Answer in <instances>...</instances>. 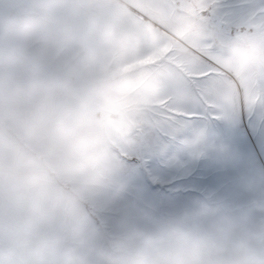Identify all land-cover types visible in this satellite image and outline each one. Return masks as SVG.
<instances>
[{"label": "clouds", "instance_id": "9594fccd", "mask_svg": "<svg viewBox=\"0 0 264 264\" xmlns=\"http://www.w3.org/2000/svg\"><path fill=\"white\" fill-rule=\"evenodd\" d=\"M207 3L186 31L154 14L170 0H0V264H264V169L235 199L103 219L133 131L171 116L162 102L180 109L177 86L264 108V0L213 45L202 37L222 0Z\"/></svg>", "mask_w": 264, "mask_h": 264}, {"label": "rangeland", "instance_id": "374dc122", "mask_svg": "<svg viewBox=\"0 0 264 264\" xmlns=\"http://www.w3.org/2000/svg\"><path fill=\"white\" fill-rule=\"evenodd\" d=\"M253 3L222 0L202 41L213 45L226 39ZM176 97L177 112L133 131L134 150L123 154L116 178L121 188L117 209L103 218L109 228L125 214L130 219L152 211L178 214L209 192L235 199L247 169H264V108L245 101L216 107L195 85L177 86ZM197 140L203 148L192 155L187 146Z\"/></svg>", "mask_w": 264, "mask_h": 264}, {"label": "snow or ice", "instance_id": "6c2138e0", "mask_svg": "<svg viewBox=\"0 0 264 264\" xmlns=\"http://www.w3.org/2000/svg\"><path fill=\"white\" fill-rule=\"evenodd\" d=\"M172 6V14H166L162 8L154 9V14L157 18L161 19L162 22L167 23L171 21L178 28L186 31H195L199 27V20L201 12L207 10V0H170ZM179 4L180 7H176ZM168 49H162L159 51L151 52L139 60L133 61L131 64H126L122 68V71H129L138 65H147L155 63ZM165 104V111L173 114L177 112L176 109L170 108Z\"/></svg>", "mask_w": 264, "mask_h": 264}, {"label": "crops", "instance_id": "0c3cea01", "mask_svg": "<svg viewBox=\"0 0 264 264\" xmlns=\"http://www.w3.org/2000/svg\"><path fill=\"white\" fill-rule=\"evenodd\" d=\"M253 116V115H252ZM251 124V123H250ZM250 124H249V126H250ZM250 129H251V126H250ZM251 138L253 139V140H255V137L254 136H252L251 135Z\"/></svg>", "mask_w": 264, "mask_h": 264}]
</instances>
